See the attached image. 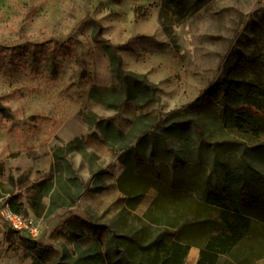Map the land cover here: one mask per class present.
<instances>
[{"label":"rangeland","instance_id":"obj_1","mask_svg":"<svg viewBox=\"0 0 264 264\" xmlns=\"http://www.w3.org/2000/svg\"><path fill=\"white\" fill-rule=\"evenodd\" d=\"M108 45L120 58L107 51ZM262 54L264 0H0V211L12 191L22 194L27 212L32 209L34 183L50 178L53 150L71 140L70 123L88 124L84 114L93 112L91 86L99 81L123 87L118 67L144 74L157 92L142 103L105 104L113 110L109 119L128 131L143 115L140 130L158 139L152 157L173 167V152L160 139L166 135L183 162L169 168L178 187L167 185L162 197L190 204L195 213L189 210L188 217L217 220L218 211L202 201L203 181L229 187L253 226L234 250L242 262L223 255L216 264H264V121L228 128L218 120L216 103L192 107L229 67ZM172 126L188 133L193 144L186 146ZM90 129L88 136L101 150L84 155V162L76 153L68 155L73 173L84 178L83 195L71 206L43 212L37 238L1 227L0 264H83L87 247L97 240H128L131 231L145 226L144 214L160 190L150 186L129 214L121 213L124 204L111 186L96 192L99 175L123 170L125 150L103 146L101 131L96 125ZM227 174L241 176L246 193H239ZM72 214L94 226L75 232L68 220ZM155 229L159 233L163 226ZM205 234L193 228L185 264H197Z\"/></svg>","mask_w":264,"mask_h":264},{"label":"trees","instance_id":"obj_2","mask_svg":"<svg viewBox=\"0 0 264 264\" xmlns=\"http://www.w3.org/2000/svg\"><path fill=\"white\" fill-rule=\"evenodd\" d=\"M106 48L113 57L120 58L111 52L110 45ZM115 72L122 78L123 87L92 85L89 91L90 99L110 107H120L127 99L142 103L156 95L157 86L149 82L144 74L123 71L118 67ZM208 101L220 107L218 120L222 122L223 127L243 129L249 122H258L260 118L264 121V54L255 61L243 60L229 67L226 75L192 103V107L201 108ZM84 117L89 126L96 125L101 131L102 141L107 146H118L125 150L121 154L125 168L120 174L118 185L127 195V208L121 213L129 214L131 209H136L150 186L160 190V193L144 214L146 222L144 227L131 231L128 240L120 241L112 237L107 243L105 253L97 249L87 255L84 254L81 258L83 264H185L190 245L194 244L189 240L193 228L206 233L197 264H216L223 255L234 256L242 262L234 250L251 231L253 219L243 213L237 200L232 199L229 187H222L214 184L209 178L205 179L201 193L202 201L206 207L217 210L219 218L217 220L204 218L198 221V218L188 217L189 210H193L190 204L179 201L167 202L162 197L167 185L171 188L178 187V177L171 173L169 168L183 164L178 158V151L167 144L166 135H161L160 139L164 146L173 152V167L160 164L152 157L157 149L158 139L140 130L143 115L138 117L136 125L127 135L107 117L96 115L92 111L84 114ZM170 130L185 137L186 146L193 144L188 133L174 126ZM133 139L136 141L134 145H130ZM147 149L150 150V156L145 158L144 153ZM73 150L84 152L83 137L76 136L65 145H56L53 150L54 164L51 167L50 178H43L34 183L36 194L32 197L30 205L37 216L45 211L52 212L59 206H71L82 195L85 183L73 173L72 162L68 159L69 153ZM64 170H67L66 176H63ZM225 178L230 182H237L240 186L239 193H246L248 187L241 176L227 174ZM11 193L12 196L7 201L8 207L17 213L27 214L22 194L14 191ZM44 196L50 197L48 205L43 202ZM261 217H264V213ZM68 220L76 232L81 231L86 224H91L76 214H72ZM156 226H163L162 231L155 233ZM100 229H105V226L101 225ZM28 243L31 241L25 242ZM35 244L36 249H43L40 243Z\"/></svg>","mask_w":264,"mask_h":264},{"label":"crops","instance_id":"obj_3","mask_svg":"<svg viewBox=\"0 0 264 264\" xmlns=\"http://www.w3.org/2000/svg\"><path fill=\"white\" fill-rule=\"evenodd\" d=\"M94 85L95 86H97V85L98 86H103V84L100 83L99 81L95 82ZM128 101H129V103H135L136 102V101L134 102L132 100H128ZM91 102L93 103V113H95L96 115H99V116H105L107 118L113 117L112 116L113 110L111 108H109V106H107V105H105L104 103H101V102H95L93 100ZM135 105H136V103H135ZM140 109H141V106H138L135 109L134 115L137 114V116L135 118H137L139 116L138 113L140 112ZM90 127L91 126H89L87 123H81L79 121H74V123L71 122L69 127H68L69 128V132L71 133V137H69L68 139H70V138L73 139L76 136H81V137L85 136V140H84L85 150H84V152H80L78 150H73V151L70 152V153H76L78 155V157H79V160L81 162H84V160H85L84 159L85 157H83L84 155H94L95 153H98L99 150H101V147L98 146L95 142H93L91 140V137L88 136V133L91 132ZM119 128L121 130H123L121 127H119ZM132 128H133V126L131 125L129 127L128 131H126V130H123V131L127 135L128 132ZM97 131H98V129H97ZM101 142H102V140H101ZM102 143H103V146H106L104 144V142H102ZM51 162H53V157L51 159ZM52 164H54V162ZM124 168H125V166H124ZM124 168H123V170H124ZM123 170L119 174H114L113 175L112 172H110V174L107 173V172H104L103 176H101V175H99V177L97 176L98 177V180H97L98 185H97L95 190H96V192L100 193V192L105 191V190L107 191V189L110 188V186H111L112 189L114 190V194H116V199L119 200V201L121 200V202H123V204H124V206H122L123 208H127V195L119 188V185H118V179L120 177V174L123 172ZM43 178H47V177H43ZM83 180H84V178H83ZM147 192L145 193L144 197L146 196ZM144 197L142 198V200L139 203L138 207L142 204V201H143ZM121 210H122V208H121ZM28 213L32 214V215H34L36 217H39V216L36 215V213L34 212L33 208ZM86 226L89 229H91V227H93L94 224H86ZM86 226H83L81 231H83ZM1 227H3V223L2 222H0V228ZM3 229H4V227H3ZM100 230H104V229H100ZM6 231H8V230H6ZM97 231L98 230H96L95 233H97ZM22 236H23V234H22ZM106 246H107V241H105V240H101V241L97 240L94 244H91L90 246L87 247V250H86V252L84 254L87 255V253L93 252V251H95L97 249L101 250V251H103V253H105ZM190 251H191V248H190ZM190 251H189V254H190ZM199 257H200V248H199V256H198V258Z\"/></svg>","mask_w":264,"mask_h":264},{"label":"built area","instance_id":"obj_4","mask_svg":"<svg viewBox=\"0 0 264 264\" xmlns=\"http://www.w3.org/2000/svg\"><path fill=\"white\" fill-rule=\"evenodd\" d=\"M0 217L4 229L15 230L32 238H37L40 233L41 221L38 217L29 213H17L8 204L0 211Z\"/></svg>","mask_w":264,"mask_h":264}]
</instances>
